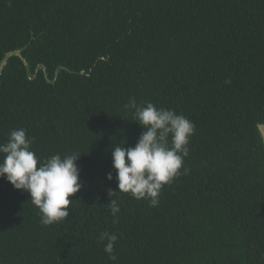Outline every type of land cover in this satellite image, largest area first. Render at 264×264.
Wrapping results in <instances>:
<instances>
[{
  "label": "trees",
  "instance_id": "16d2710c",
  "mask_svg": "<svg viewBox=\"0 0 264 264\" xmlns=\"http://www.w3.org/2000/svg\"><path fill=\"white\" fill-rule=\"evenodd\" d=\"M18 49L53 81L9 58L0 143L23 128L41 160L81 154L82 187L44 226L30 194L0 178V264H264V0H0V65ZM132 97L194 123L189 171L155 207L117 193L113 217L112 150L145 131ZM105 231L116 261L97 242Z\"/></svg>",
  "mask_w": 264,
  "mask_h": 264
},
{
  "label": "clouds",
  "instance_id": "9594fccd",
  "mask_svg": "<svg viewBox=\"0 0 264 264\" xmlns=\"http://www.w3.org/2000/svg\"><path fill=\"white\" fill-rule=\"evenodd\" d=\"M230 82V81H226ZM126 108L134 110L135 120L144 129L134 147L117 144L112 150V164L116 169L118 190H109L107 204L113 217L120 212L117 193H128L137 200H148L155 207L159 204L162 188L175 177L187 174L181 169L189 155L188 144L195 132L194 123L175 110L158 108L153 103L138 104L134 97ZM261 139L264 140V134ZM34 137L29 138L23 128L13 129L7 140L0 143V178H6L16 189L30 194L31 203L39 209L44 226L65 220L69 216L71 196L77 193L81 168L80 155L70 152L63 157L51 155L43 160L31 150ZM108 179H113L108 173ZM115 222V220H114ZM118 236L107 231L97 237L104 244L109 259L116 261L114 245ZM106 242V243H105Z\"/></svg>",
  "mask_w": 264,
  "mask_h": 264
},
{
  "label": "water",
  "instance_id": "95a60500",
  "mask_svg": "<svg viewBox=\"0 0 264 264\" xmlns=\"http://www.w3.org/2000/svg\"><path fill=\"white\" fill-rule=\"evenodd\" d=\"M13 55H19L23 58L24 62L26 63L27 65V70H28V73H29V77L31 79H34L38 76L39 72L41 69L44 70V73H45V76L47 78L48 81H53L49 75V72L47 70V67L44 65V64H39L37 69H36V72H33L32 71V67L30 66V64L27 62V59L23 56V53H22V49H18V50H13V51H10L6 54L5 58L3 59V62L1 63L0 65V77L2 75V72H3V69L5 68L8 60L10 57H12ZM55 81V80H54ZM259 130H260V133L261 135L264 134V123H260L259 124Z\"/></svg>",
  "mask_w": 264,
  "mask_h": 264
}]
</instances>
